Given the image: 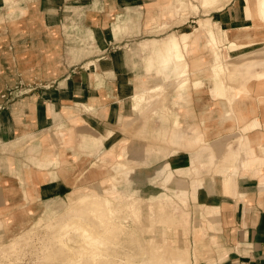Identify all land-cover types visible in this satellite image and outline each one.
<instances>
[{"label": "crops", "instance_id": "crops-1", "mask_svg": "<svg viewBox=\"0 0 264 264\" xmlns=\"http://www.w3.org/2000/svg\"><path fill=\"white\" fill-rule=\"evenodd\" d=\"M263 2L0 0V227L28 225L111 159L135 197V179L162 187L182 230L193 200L195 264H264ZM134 112L157 152L122 144Z\"/></svg>", "mask_w": 264, "mask_h": 264}, {"label": "bare ground", "instance_id": "bare-ground-1", "mask_svg": "<svg viewBox=\"0 0 264 264\" xmlns=\"http://www.w3.org/2000/svg\"><path fill=\"white\" fill-rule=\"evenodd\" d=\"M261 8L264 17V2ZM210 41L205 49L216 53L213 39ZM128 199L127 202L112 203L105 194L82 196L80 203L69 210L70 216L57 217L46 224L45 237L40 241L32 264H190L181 252V246L171 247L166 243L158 246L154 238H141L138 232L129 228L128 221H132L136 229L142 225V205ZM160 213L161 208L153 202L146 226L148 230L164 226ZM30 241L31 235L27 234L6 249L0 248V264L7 258L18 261L22 253L19 250L22 244H18ZM142 242L147 243L151 251L147 248V252ZM130 244L137 245L140 253L123 249Z\"/></svg>", "mask_w": 264, "mask_h": 264}, {"label": "rangeland", "instance_id": "rangeland-1", "mask_svg": "<svg viewBox=\"0 0 264 264\" xmlns=\"http://www.w3.org/2000/svg\"><path fill=\"white\" fill-rule=\"evenodd\" d=\"M219 8H214L212 10H217ZM203 11H205V13L202 11L203 15L201 18L203 19H208L210 21H212L209 17H208V13L212 10L210 9H202ZM185 13V15H183V17L181 18V21H186L188 15H200L199 12H197V14H193L190 11V14ZM189 19V18H188ZM199 21V20H198ZM197 21V24H198ZM164 26L163 29L155 32L154 34H158L161 32H164ZM167 34L164 36V38H166ZM203 36V35H202ZM162 38V39H164ZM214 50H217V48ZM212 52V51H211ZM210 54V53H209ZM221 54L223 55L222 58H225L228 60V51L226 48H221ZM189 53H187L186 56H188ZM211 56V60H213L212 55ZM187 62V57L184 58ZM230 61V60H229ZM231 63V61H230ZM228 63V64H230ZM188 64V62H187ZM236 64V63H235ZM231 69V68H230ZM187 71H189V69H187ZM155 78L152 77L151 80H149L150 82L148 83V86H152L155 82ZM230 80V79H228ZM169 82V81H167ZM231 82V81H229ZM171 83V82H170ZM170 83L166 84V86L170 87ZM172 87H170L169 89H171ZM168 99L169 102L171 101L172 97L174 95H171L170 93L168 94ZM170 106V104H169ZM151 109V108H150ZM148 109V111L150 110ZM146 111V112H148ZM172 115L171 116H167L164 115V118H168L171 119V117L173 115H175V111L172 110ZM145 112V113H146ZM144 113V115H145ZM143 114H140L139 112L135 113L134 115L131 117V120L126 119L125 122L129 123L132 122L130 124V126L127 127V129H125L123 126L124 124H122L119 127V131H121V133L123 134V138L127 139L125 140L122 144H129L128 142V138L131 139V143L130 145H142V144H152V149L156 150V152L158 151L157 149H155V141H152V143L150 142H144V137L143 136V119L145 118ZM154 116L159 117L160 115L155 114ZM153 118V117H152ZM166 118V119H167ZM156 119V118H155ZM128 120V121H127ZM158 146V145H157ZM161 146V145H160ZM166 146H164L165 148ZM126 148V146H125ZM122 145L120 148V155L119 157H116V161L118 159L123 160L124 156V151L126 150ZM125 159V158H124ZM153 163H155V159L153 158ZM119 167L118 169H113V161L110 159L106 164H104V169H99L97 175H92V177H89L88 179V183L85 184L84 186L80 187V185H78L77 187H75L74 189H72L71 191H68L66 194L62 195V197H60L59 199H53L51 201H46V202H41V204H39L36 208L37 211L35 212V216L33 217L32 221L28 224L25 225L24 227H22L21 229H6L5 227H0V248L2 249H6L7 247H9L11 245V243H13L16 239H18L21 236H26L27 234L31 235V241L26 244V243H19L18 245H21V249L22 253L19 255V260H9L8 258L4 261V264H32L33 263V259L34 256L36 255L37 249L40 245V241L45 237L46 234V229L45 226L47 223L49 222H54V220L57 217H67L70 216L71 214H68L69 210L76 207L79 203L80 200L82 199V196L84 195H102L105 194V197L109 198L110 202L112 203H117V202H127V200L129 201L128 198H131L132 201L139 203L140 205H142V220H141V224L139 227H137L136 229V225L134 223H132V221H128L126 224L129 226V228L131 230H133L135 233L138 234V236L141 238H149L152 237L155 239V243L156 245H162L163 243H166L168 246L174 247V246H181V252H183L184 257H187L190 260V264H195L196 262V258L193 257L191 250H190V244L192 246V249L195 251V249L193 248V244H192V237L195 239L196 236V208L195 205L192 204L193 200L191 198H189L187 200V204L185 210L189 213V219L191 224L194 227H187L184 228L183 230L180 227H176L175 223L172 222V211L170 209H168L165 205H163L160 201L161 197H160V192H164L165 190L161 187H156V188H152L148 185H150L149 183H147L146 180L144 179H140L141 181L135 179V182L132 183V188L135 186H140L139 191L136 193L138 196L143 197V199L141 197H135L134 196V191H130L128 189H126V184L125 181L128 178V175L130 174V169H128V167H126L125 165H123L121 162L118 163ZM159 165V164H158ZM153 169L157 168V166L155 164L152 165ZM155 166V167H154ZM149 167V169H152ZM137 175V176H136ZM136 175H134V177H139L138 175H141L140 173H137ZM133 177V178H134ZM177 184L175 182L170 183L168 186L173 188L175 187ZM185 187H187V185L184 183ZM113 194H111V192H113ZM166 192V191H165ZM167 193V192H166ZM65 196V197H64ZM153 202H155V204H158V207L161 208L162 213L158 214L161 218H162V222L164 224V226H158L156 227L153 231L152 230H148L146 228V226L149 223L148 220V212L150 211V208L152 207ZM152 203V204H150ZM141 228H145V230L143 231V229ZM166 230H164V229ZM147 229V230H146ZM167 231L166 237L163 236V234ZM149 232V234L147 233ZM152 233V234H150ZM148 234V235H147ZM196 241V240H195ZM146 242V241H145ZM142 242V247L144 248L145 246V250L148 252L149 250L151 251V247L145 243ZM134 246V247H133ZM195 246V243H194ZM149 250H148V249ZM123 249H128V250H134L131 252H135L136 254L140 253V248L137 245L134 244H130L127 246H124ZM139 251V252H138Z\"/></svg>", "mask_w": 264, "mask_h": 264}]
</instances>
